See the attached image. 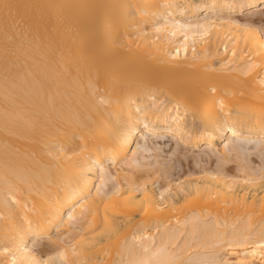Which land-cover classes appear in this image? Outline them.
<instances>
[{"label": "bare ground", "instance_id": "1", "mask_svg": "<svg viewBox=\"0 0 264 264\" xmlns=\"http://www.w3.org/2000/svg\"><path fill=\"white\" fill-rule=\"evenodd\" d=\"M263 17L0 0V264H264Z\"/></svg>", "mask_w": 264, "mask_h": 264}, {"label": "rangeland", "instance_id": "2", "mask_svg": "<svg viewBox=\"0 0 264 264\" xmlns=\"http://www.w3.org/2000/svg\"><path fill=\"white\" fill-rule=\"evenodd\" d=\"M261 17V16H260ZM256 18H258V17H256ZM262 18V17H261ZM264 18V17H263ZM264 20V19H263Z\"/></svg>", "mask_w": 264, "mask_h": 264}]
</instances>
